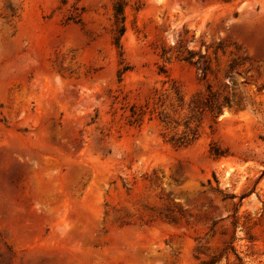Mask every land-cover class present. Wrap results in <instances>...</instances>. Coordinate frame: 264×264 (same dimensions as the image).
Masks as SVG:
<instances>
[{"label": "rangeland", "instance_id": "rangeland-1", "mask_svg": "<svg viewBox=\"0 0 264 264\" xmlns=\"http://www.w3.org/2000/svg\"><path fill=\"white\" fill-rule=\"evenodd\" d=\"M117 1L0 0V264H264V0Z\"/></svg>", "mask_w": 264, "mask_h": 264}, {"label": "trees", "instance_id": "trees-1", "mask_svg": "<svg viewBox=\"0 0 264 264\" xmlns=\"http://www.w3.org/2000/svg\"><path fill=\"white\" fill-rule=\"evenodd\" d=\"M124 7L125 4L122 0H118L116 4L114 5V19H115V35H114V44L116 47L120 50H122V37L125 34L126 28H125V14H124ZM123 52L121 53V55ZM191 54V53H190ZM193 58V54L187 59L191 60ZM129 68L125 67L124 71H127ZM163 71V69H162ZM211 151L214 152L215 155H220V150L213 146ZM233 198H236L233 196ZM242 199L245 198V196L241 197Z\"/></svg>", "mask_w": 264, "mask_h": 264}]
</instances>
